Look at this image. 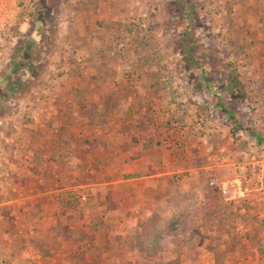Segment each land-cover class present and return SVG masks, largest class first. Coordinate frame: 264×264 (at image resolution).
I'll list each match as a JSON object with an SVG mask.
<instances>
[{"label": "crops", "instance_id": "crops-1", "mask_svg": "<svg viewBox=\"0 0 264 264\" xmlns=\"http://www.w3.org/2000/svg\"><path fill=\"white\" fill-rule=\"evenodd\" d=\"M86 52L96 65L64 75L68 66L53 52L56 67L39 78L48 101L0 135V261L157 264L150 248L164 208L170 215L193 196L206 210L218 208L224 197L210 180L237 175V154L213 150L207 134L193 135L175 113H162L159 89L123 76L101 80L106 56ZM253 197L255 206L264 192Z\"/></svg>", "mask_w": 264, "mask_h": 264}, {"label": "rangeland", "instance_id": "rangeland-1", "mask_svg": "<svg viewBox=\"0 0 264 264\" xmlns=\"http://www.w3.org/2000/svg\"><path fill=\"white\" fill-rule=\"evenodd\" d=\"M39 1L25 33L0 57V135L29 120L31 105L48 101L39 78L56 67L53 52L68 66L63 74L96 65L86 49L101 51V80L123 76L159 89L162 113H175L193 135L207 134L213 150L237 154V175L214 177L212 186L222 192L221 183L239 176L248 189L238 199L230 183L222 206L204 210V237L178 238L176 251L162 245L165 263L264 264V199L250 204L264 192V0Z\"/></svg>", "mask_w": 264, "mask_h": 264}, {"label": "trees", "instance_id": "trees-1", "mask_svg": "<svg viewBox=\"0 0 264 264\" xmlns=\"http://www.w3.org/2000/svg\"><path fill=\"white\" fill-rule=\"evenodd\" d=\"M39 2L42 4L43 0H40ZM10 74L12 76L14 72H10L8 75ZM182 201L184 202V200ZM187 203L188 204L186 206H181V202L178 201L175 208H169L171 211L170 215L168 210L164 208L166 217L163 215V220L159 224L160 236L154 240L153 243H155V241L157 242L154 244L155 246L150 248L152 252H154L155 255L159 257L157 264H167L161 257L163 253L162 245L166 244V249H172L176 251L181 247L178 246L180 245L177 240L178 238L179 240H188L190 238H194L198 235L201 227L206 223V208L204 206V202L197 198V196H193L191 199L187 200ZM208 212L209 211L207 209V213ZM159 240L164 241L160 242Z\"/></svg>", "mask_w": 264, "mask_h": 264}, {"label": "built area", "instance_id": "built-area-1", "mask_svg": "<svg viewBox=\"0 0 264 264\" xmlns=\"http://www.w3.org/2000/svg\"><path fill=\"white\" fill-rule=\"evenodd\" d=\"M37 0H0V57H4L3 50L25 33V25L30 22V13L34 10ZM231 182H223L222 192H230ZM211 185L217 184V179L210 180ZM235 185L233 197L243 199L246 197L247 188L243 186L242 179L237 176L231 185ZM229 194V193H228ZM83 199H86L84 196Z\"/></svg>", "mask_w": 264, "mask_h": 264}]
</instances>
